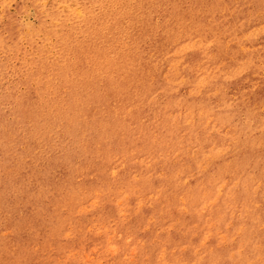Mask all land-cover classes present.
I'll use <instances>...</instances> for the list:
<instances>
[{
	"label": "rangeland",
	"instance_id": "1",
	"mask_svg": "<svg viewBox=\"0 0 264 264\" xmlns=\"http://www.w3.org/2000/svg\"><path fill=\"white\" fill-rule=\"evenodd\" d=\"M0 264H264V0H0Z\"/></svg>",
	"mask_w": 264,
	"mask_h": 264
}]
</instances>
